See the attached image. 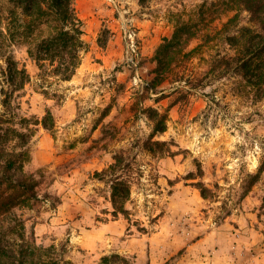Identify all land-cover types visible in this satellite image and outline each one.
Wrapping results in <instances>:
<instances>
[{
    "label": "rangeland",
    "instance_id": "1",
    "mask_svg": "<svg viewBox=\"0 0 264 264\" xmlns=\"http://www.w3.org/2000/svg\"><path fill=\"white\" fill-rule=\"evenodd\" d=\"M223 1L74 0L85 49L65 81L6 39L27 80L0 104V264H264V86L219 67Z\"/></svg>",
    "mask_w": 264,
    "mask_h": 264
},
{
    "label": "trees",
    "instance_id": "2",
    "mask_svg": "<svg viewBox=\"0 0 264 264\" xmlns=\"http://www.w3.org/2000/svg\"><path fill=\"white\" fill-rule=\"evenodd\" d=\"M13 1L14 5L11 8L13 10L9 12V20L3 19L8 21L5 33L8 37L1 38L3 33L0 28V59H3L5 63V67L0 68V73L4 75L6 82L11 87V92L4 95L0 104L8 113H13L20 107L27 74L24 69L17 67L12 53L7 51L8 45H4L7 38L12 43L15 38L17 41H21L26 52L45 75L48 73L64 81L73 76L80 63V52L85 49L74 0ZM203 2L207 3L206 0ZM223 4L224 12L233 11L223 27L224 38L229 47L235 50V54L223 56L219 60V67L229 74L240 77L247 84L260 89L264 86V0H224ZM1 13L0 11V23L2 22ZM20 20L22 23H19ZM20 29L22 32H19ZM183 35L190 36V30L187 27L178 36V39L174 38L173 43L180 44ZM187 41L188 38L184 42ZM150 119L154 122L155 133L164 132L165 117L163 115ZM42 126L47 129L45 118L42 121ZM5 132L7 133L8 130ZM12 132L18 147L26 145L29 138L28 133L18 130H12ZM7 142L8 139L5 138L0 152L6 158L5 168L10 169L13 160L8 157L14 158V153L5 152L3 145L5 146ZM122 187L123 184L118 179L113 181L110 186L112 192L110 201L114 206V212L117 213L125 212L121 208L123 200L126 199V191L124 192ZM200 194L205 198L204 191L201 189Z\"/></svg>",
    "mask_w": 264,
    "mask_h": 264
}]
</instances>
